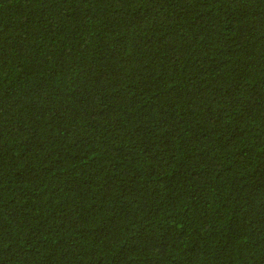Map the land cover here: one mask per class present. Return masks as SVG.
<instances>
[{
	"label": "trees",
	"instance_id": "1",
	"mask_svg": "<svg viewBox=\"0 0 264 264\" xmlns=\"http://www.w3.org/2000/svg\"><path fill=\"white\" fill-rule=\"evenodd\" d=\"M0 264H264V0H0Z\"/></svg>",
	"mask_w": 264,
	"mask_h": 264
}]
</instances>
